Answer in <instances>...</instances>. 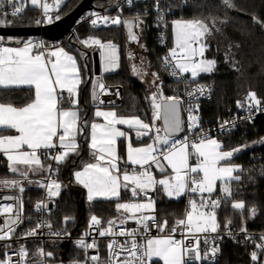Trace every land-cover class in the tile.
<instances>
[{
    "label": "snow or ice",
    "instance_id": "obj_1",
    "mask_svg": "<svg viewBox=\"0 0 264 264\" xmlns=\"http://www.w3.org/2000/svg\"><path fill=\"white\" fill-rule=\"evenodd\" d=\"M124 2L129 6L135 4V0ZM64 3L65 0H0V28L13 26L16 21L7 17L10 15L13 18H22L29 5L41 12L40 17L34 21L37 26L51 23L54 9H59ZM116 6V16L93 11L89 17L81 18V21L86 20L92 28L101 24L122 25L127 30V40L135 41L141 49H145L146 45L140 43L144 18L138 12L133 19H124L121 15L122 6ZM153 7L158 23L165 21V12L170 8L191 7L202 12L210 7H220L225 12L246 11L238 8L235 0H219V5L213 4L212 0H178L175 5H167L163 0H153ZM147 15L148 10L145 8L144 17ZM60 18L59 14L55 15L56 20ZM251 19L254 24L264 29V21L256 14ZM230 22L229 16L220 18L211 12L206 18L172 21L175 46L160 58V71L185 84L187 107H184L185 101L180 95H164L159 71L151 72L149 89L155 87L156 91L145 97L150 102L151 123L145 122L139 115H120L115 107V100L108 102L110 110L103 111L97 106L94 116L102 117L105 122L97 123L93 120L89 139L86 141L89 157L94 162L82 163L79 170L73 171V176L75 183L87 190L90 207L98 200L115 199V209L120 215L104 221L94 212L90 213L86 230L73 241L75 247L84 252V260L72 258L67 264H147L154 257L162 259L163 264L216 261L221 251L219 241L223 236H228L237 243L250 241L257 250L264 253V232L260 233L257 241L244 226L243 215L239 233L231 229V218L226 219L225 231L220 233L218 210H227L229 201L234 212L243 213L247 208L244 200L233 198L242 179L238 173H243L244 169L241 165L232 163V160L237 153L250 145L224 150L220 140L210 137L201 127L200 106L194 101L210 95L211 87L201 84L191 86L201 74L215 71L217 61L206 58L205 52L210 47V38L216 34L223 35V28ZM134 29H140V32ZM13 39L8 37L7 41ZM161 39L163 41V37ZM75 40L85 50H99L105 72H113L120 67L118 46L112 41L104 42L102 38L91 34L83 39L77 35ZM15 43L17 46H6L5 38L0 36V133L8 130H15L17 133L0 134V154L6 158L8 171L14 175L12 179L0 178V188L15 189L23 194L26 185H35L44 190V197L34 205L41 218L34 227L19 236L16 235L19 226L26 220L30 222L33 217L24 215L25 203L22 195L3 197L4 201L9 202L0 203V215L4 216L3 223H0V242H4L0 245L3 250L0 264H52L48 258L56 254L45 249L44 241L30 253L26 244L20 243V240L47 236L56 245L70 236L67 227L54 228L51 219L44 218L43 213H51L49 204H55V198L60 196L62 189L68 187L58 179L61 168L70 158L81 155L79 137L84 134L85 126L89 122L82 118L79 107V86L85 82L79 60L86 58L87 51L77 48L73 52L59 44L51 46L42 41L16 40ZM240 47L239 43L229 40L225 49V62L237 70L240 69L233 50ZM127 58L132 75L148 83L149 62L141 56L137 63L136 54L131 50L127 52ZM25 89L28 90V95L21 97L23 103L19 105L11 96L5 98L3 95L5 92L14 93ZM65 92L67 96L64 95ZM106 92L107 88L102 82L93 81L94 102L99 100L100 93ZM114 95L117 99L121 98L119 90ZM99 104H104V101L99 100ZM236 106L248 114L223 121L219 125L222 134L235 129L239 121L251 122L255 112L264 111V102L255 91H248L243 101L237 100ZM182 111L188 114L187 131L191 135H185L183 140H179L176 139V133L182 131L184 124L181 119ZM158 119L163 120L162 128L156 126ZM118 125L127 126V129L134 131L137 140L149 136L153 130L156 135L152 137V143L142 147H134L129 140L124 159L118 154L117 143L118 138L129 137V132ZM253 143L264 144V137ZM191 158H195V165L189 163ZM44 161L49 163L45 165ZM121 164L125 166L123 172ZM128 165L133 166L131 172L127 170ZM135 166H139V170ZM153 166L162 178L156 179ZM261 168V175H264V166ZM168 169H171V174H167ZM30 176H40L41 179L33 180ZM217 182L220 194L213 198ZM233 182H236V186ZM122 189L130 191L136 202H119ZM159 192L169 199L188 196L185 216L175 219L167 235L148 238L146 243L138 242L137 236L143 241L144 233L150 232L151 228L161 233L168 228L167 218L158 219L155 196L149 195ZM247 210L250 213L248 219L256 217L258 208L255 205ZM74 220V216L65 215L62 223L68 225ZM129 220L134 221L136 227L125 228L124 225ZM178 230H182L183 239H175L172 235ZM93 232L98 235L91 242H87L86 237ZM241 234L243 240L238 239ZM105 237L112 239L106 245L108 257L102 261L98 252L99 238ZM116 237L126 239L121 243ZM201 238L204 250L200 246ZM13 240L18 247H12ZM193 240L195 244L192 243ZM89 249H97L96 254L89 255ZM250 257L252 261H257L258 252L252 251ZM59 264L64 262L60 261Z\"/></svg>",
    "mask_w": 264,
    "mask_h": 264
},
{
    "label": "trees",
    "instance_id": "obj_2",
    "mask_svg": "<svg viewBox=\"0 0 264 264\" xmlns=\"http://www.w3.org/2000/svg\"><path fill=\"white\" fill-rule=\"evenodd\" d=\"M80 0H65L53 13V20L55 15L60 17L69 12ZM114 0H93L95 7L100 11L106 8L108 15H117L115 9H109ZM178 0H170V5H175ZM199 2V0H197ZM212 3L219 5V0H212ZM238 8L246 11L229 10L225 12L220 7H210L202 12L191 7L172 8L171 19H193L206 18L211 12L213 15H218L223 18L225 15L231 18V22L223 28V35L216 34L210 38V47L206 52L209 59L217 61V67L211 74H201L197 81L206 83L212 86V96L207 101L200 105L201 113L206 118L215 121L217 118H223L233 115L238 107L237 100H244L248 91H255L258 98L264 102V29L259 25L254 24L251 17L256 14L262 21H264V0H235ZM123 18H134L136 13L134 8H122ZM144 19L150 20L151 15L144 17L142 11L139 12ZM38 16V9L27 6L26 11L22 14V18H13L10 15L9 20H15L13 26H31L35 25L34 20ZM219 26V25H218ZM76 36L81 39L88 35H95L102 38L104 42L112 41L118 46V53L120 55V67L113 72L105 73L103 76L104 83H116L122 87L123 95L119 104L115 105L120 115H139L145 122H152V111L150 102L145 99L153 92L154 87L149 89L148 86L142 84L139 80L134 78L131 74L130 62L127 58V52L136 49L137 44L129 43L126 39L125 31L122 25H98L92 28L90 23L84 21L80 23L76 29ZM137 32L138 29H136ZM4 37V36H3ZM6 39V37H4ZM27 37H16L20 41H24ZM141 40L145 42L146 54L149 60V70L151 72L159 71L161 76L163 93L165 96L179 95V85L174 83L164 71H160L162 63V50L157 46L152 29L146 30L143 26L141 33ZM239 43L241 47L234 49L236 52L235 60L238 61L237 70L229 63L225 62V49L228 41ZM45 42L50 44L53 41L45 39ZM59 45H63L68 50L73 51L77 48L82 50L83 47L76 43L75 37H71L65 41L60 40ZM87 51V50H85ZM88 52V51H87ZM81 70L84 77V83L80 86L81 116L82 118L91 119V107L84 103V96L86 95L87 74L82 61L80 60ZM4 97L11 96L18 105L23 103L21 97L28 95V90L18 92H5ZM157 127H160L159 119L155 122ZM87 136L88 125L85 126V132L79 137L82 145L81 155L79 157L70 158L69 162L61 168L58 175L59 180H67L69 186L62 189L58 198H55V204L51 209V213L47 214V219H51L54 228L67 227L68 231L72 233H81L87 226L90 213L94 212L104 221L110 218L118 217L115 209V199L112 201L98 200L94 206L90 207L85 197L82 187L71 183L72 172L74 169L80 168L82 163L87 162ZM264 137V114L256 116L252 122L243 123L237 130L223 133L216 138L221 141L225 150L239 147L244 144L250 145L240 153H237L233 158L232 163L239 164L243 167L244 172L238 173L242 179L239 182L238 190L234 195L236 200H244L247 208L240 211H233L230 207L227 210H218V222L220 223V230H225L224 224L227 218H231V229H240L242 215L245 220V227L248 230L264 231V175H261V166H264V144L253 143L259 141ZM142 142L144 140H134V143ZM119 155L123 154V146L119 141ZM253 156V159H251ZM48 162V161H46ZM14 176L8 171L6 158L0 154V178H10ZM251 177V179H249ZM236 186V182H233ZM23 196L25 203V216H32L33 219L25 221L23 227L19 230V234L27 229L34 227L36 223V216L33 212L35 203L40 200L42 189L38 187L25 188V192L20 194ZM157 195V209L159 220L167 218L169 225L175 219L182 216L184 210V199H169L164 197L162 192ZM131 201L128 191L121 192V199L119 202ZM255 205L258 208V213L255 218L248 219L250 215L248 208ZM65 215L75 217V220L68 225L62 223ZM168 225V226H169ZM104 226H107L106 224ZM28 247L37 248L39 241L30 240L25 242ZM100 257L106 260L105 242H101ZM46 250L53 251L56 255L48 258L52 264H59L63 261L64 264L72 258L84 260V252L73 248L67 242L59 241L53 245L51 241L46 243ZM253 251L252 246L245 243H232L229 239L224 238L221 244V251L219 258L211 264H264V255L258 254V260L252 261L250 253ZM149 264H161L158 260H153Z\"/></svg>",
    "mask_w": 264,
    "mask_h": 264
},
{
    "label": "built area",
    "instance_id": "obj_3",
    "mask_svg": "<svg viewBox=\"0 0 264 264\" xmlns=\"http://www.w3.org/2000/svg\"><path fill=\"white\" fill-rule=\"evenodd\" d=\"M163 2L166 3L167 5H170V0H163ZM117 4L121 5L122 8H127V9H129V8H134V12H135V13H138V12H140V11H142V12L144 13L145 8H147V10H148V15H151V18H150V20H148V19H144V20H145L144 28H145L146 30L152 29V31L154 32V38H155V40H156V44H157V46L162 50V57H164V56L168 53L169 49H171V48H173V47L175 46V41H174V39L172 38V21H173V20L171 19L172 8H170L168 11L165 12V18H166L165 21H164V22H159V23H158V22H157V19H156V11H155V9H154V7H153V0H135V4H134V6H129V5H127V4L124 2V0H118V3H117ZM115 10H117V6L115 7ZM9 11H10V10H9ZM91 12H93V11H86V12H84L83 14H81V15L77 18V20H76L74 26H73L72 29H71V33L73 34L74 37H76V31H75L76 27H77L80 23L86 21V20L81 21V18H87V17H89V14H90ZM96 12H100L102 15H108V14H106L105 12H102V11H96ZM40 15H41V12H40V10L38 9V16H37V17H40ZM110 16H116V15H110ZM37 17L35 18V20L37 19ZM35 20H34V21H35ZM77 21H81V22H80V23H77ZM43 24H45V23H41L39 26H42ZM35 25H36V24H35ZM101 25H102V24H101ZM162 37H163V41H162V39H161ZM67 39H68V35L65 36V37L62 38V39L54 40L52 43H50V45L59 44V43H60V40L65 41V40H67ZM26 40H32V41H34V42H41V41H42V42L45 43V39L43 38L42 35L30 36V37H27ZM45 44H46V43H45ZM46 45H47V44H46ZM81 46H82V45H81ZM82 47H83V46H82ZM86 50H87L88 52H90V53H100L98 49H94V48H89V49H86ZM185 75L187 76V75H189V74H185ZM168 76H169V75H168ZM169 78H170L174 83H176L177 85H179V88H180V93H179V95H180L181 98L185 101V103H184V107H187L188 97L185 95V87H186L185 84H184L183 82H177V80H176L175 78L171 77V76H169ZM103 84L106 86V88H107V92H106V93H100V94H99V100H103V101H104V104H102V105L109 106V105H108V102H109V101H112V100H115V101H116V104H115V105L119 104L120 101H121V99H122V95H123L122 87H121L119 84H116V83H104V82H103ZM196 84H201V85H207V86H210L209 84L201 83V82H198L197 80H196V82L193 83L191 86H192V87H195ZM210 87H211V93H210V95H205V96H203V97H200V99H199L198 101H194V103H198L199 106H200L202 103L207 102V101L211 98V96H212V91H213V90H212V86H210ZM117 90H119V92L121 93V98H120V99H117V98L115 97V95H114V93H115ZM247 114H248V113H247L245 110L238 108V110H237L233 115H230V116H227V117H223V118H217L215 121H212L210 118H206V117H204V115L201 113V110H200V108H199V116H200V118H201V127L209 133L210 137H215V138H216L218 135L222 134V133L220 132L219 125H220L223 121H225V120H233V119H236L237 117H243V116H246ZM260 114H264V111L255 112L254 115H253V117H252L251 122L253 121V119H254L256 116H258V115H260ZM187 118H188V114H187V112L182 111V112H181V119H182V121H184V124L182 125V132H181L179 135L176 136V139L183 140V138H184L185 135H191V134L188 133V131H187ZM245 122H247V121H239V122L237 123V126L235 127V129H233L232 131L237 130V129H238L243 123H245ZM248 123H250V122H248ZM196 131H199V129H197ZM87 158L90 159V157H89V150L87 151ZM251 159H253V156H251ZM90 160H91V159H90ZM121 166H122V167H125L123 164H121ZM136 168L139 170V167H136ZM127 169L131 171V170H132V166L128 165V166H127ZM40 179H41V178H40ZM128 193H129V195H130L132 201H133V202H136V201H134V199L132 198V196H131V192L128 191ZM7 195H20V193L18 192V190H15V189H13V190H7V189H1V188H0V203H7V202H9V201H4V200H3V197H4V196H7ZM149 195H153V196H155V198H156V213H157V216H158V209H157V195H156V193H149ZM43 197H44V190L42 189V195H41V198H40V199H42ZM181 198L184 199V210H183V214H182V216H181L180 218H184V216H185V210H186V206H187V204H188V199H189V197H188V196H182ZM193 198H197V197H193ZM213 198H215V196H213ZM197 199H198V198H197ZM49 207L52 209L53 204L50 203V204H49ZM33 212H34V214H35V216H36V221H37L38 219L41 218V214H40V213H37V212L35 211V209L33 210ZM47 214H48L47 212L43 213V216H44V218H46V219H47ZM158 219H159V216H158ZM3 220H4V216H3V215H0V223H3ZM173 223H174V222H173ZM173 223H172V224H173ZM172 224L168 226V228H167V230H168L167 234L170 232V229H171V227H172ZM63 227H64V226H63ZM63 227H61V228H63ZM124 227L130 229V228H134V227H136V225H135V222H134V221L129 220V221L127 222V224L124 225ZM86 228H87V226H86ZM86 228H85L81 233H72V232L69 231V232H70V236H69L67 239H65V240H61V241L67 242V243H68L69 245H71L73 248L77 249V248L75 247L73 241H74L75 239L79 238V237L82 235V233L86 230ZM150 228H151V225H150ZM20 229H21V228H20ZM20 229H17V232H16V235H17V236L20 235V234H19V230H20ZM232 230H233V232H235V233H239V229H232ZM247 230H248V229H247ZM44 231L46 232L47 229H45ZM224 231H225V230H224ZM224 231H223V230H220V233L223 234ZM248 232H249V233H252V234L254 235L255 239L258 241V240H259V235H260V233H261V232H264V231L248 230ZM159 233H160V232H158L157 229H155V228H151V231H150V232L144 233V238H145V239H144L143 241L140 240V236H137V241H138V242H141V243H146V240H147L148 238L155 237V236L159 235ZM97 235H98V234H97L96 232H93L91 236L86 237L87 242H91L92 239H93V237H96ZM172 235L174 236L175 239H178V240H179V239H183L182 230H178L177 232L172 233ZM213 235H214V234H213ZM224 238L229 239L232 243H235V242H236V241H234L232 238H230V237H228V236H223L222 240L219 241V243H220V248H221V244H222V241H223ZM111 239H112V237L99 238V248H98V252H99V254H100V251H101V246H100L101 244H100V243H101V242H105L106 259H107V257H108V250H107L106 245H107V243L109 242V240H111ZM116 239L119 240L121 243H123L124 240H125L126 238H125V237H116ZM238 239H239V240H243V239H244L243 235H242V234H241V235H238ZM30 240L39 241V243H41V241H44L45 249H46V243H47L48 241H50L49 238H48L47 236H41V237H39L38 239H36V238H29L28 240H20V243H25V242L30 241ZM3 243H4V242H0V245H2ZM185 243H187V241H185ZM192 243L195 244V241L193 240ZM247 243H249V244L252 246L253 251L256 250V251L258 252V254H262V255H264V253H261L259 250H257V249L255 248V244H253V243L250 242V241L247 242ZM16 245H17L16 241L13 240V241H12V247H13V248H16ZM200 246H201V249L204 250L205 246H204V244H203V238H201V245H200ZM96 252H97V249H89V255H95ZM219 256H220V253L218 254L217 259L219 258ZM2 258H3V250H2V247H0V259H2ZM14 259H15V257H14ZM214 262H215V261L201 260V261H198V262H197V261H192L191 264H211V263H214ZM147 264H149V262H147Z\"/></svg>",
    "mask_w": 264,
    "mask_h": 264
},
{
    "label": "water",
    "instance_id": "obj_4",
    "mask_svg": "<svg viewBox=\"0 0 264 264\" xmlns=\"http://www.w3.org/2000/svg\"><path fill=\"white\" fill-rule=\"evenodd\" d=\"M118 0H114L113 3L110 5L109 9H115ZM107 9L103 8L100 11L105 12ZM86 11H99L94 3L93 0H80L69 12L62 15L59 20H52L51 23H45L42 26L31 25V26H11L0 28V36H18V37H30L35 35H42L44 39L47 40H59L64 38L68 35V39L73 37L71 33V29L74 26L77 18ZM123 18V17H122ZM124 19H133V18H124ZM127 39V30L123 27ZM136 31V29H134ZM128 41V40H127ZM129 43L137 44L135 41H128ZM94 60V67H93V75L92 77L88 78L90 80V94L92 100V91H93V81L99 80V68H98V55L97 53L93 54ZM89 76L90 71L88 70ZM93 103H95L92 100ZM161 127H163V120L159 119ZM182 132V131H181ZM181 132L176 133V136L179 135ZM24 223L19 226L18 229L22 228Z\"/></svg>",
    "mask_w": 264,
    "mask_h": 264
},
{
    "label": "crops",
    "instance_id": "obj_5",
    "mask_svg": "<svg viewBox=\"0 0 264 264\" xmlns=\"http://www.w3.org/2000/svg\"><path fill=\"white\" fill-rule=\"evenodd\" d=\"M51 0H49V2H50ZM7 37H9V36H7ZM16 37H18V36H16ZM172 38L174 39V41H175V37H174V33H173V29H172ZM27 39V38H26ZM25 39V40H26ZM16 40H18V39H16V38H14L13 39V41H7V39H5V41H6V46H17L16 45V43H15V41ZM46 43V42H45ZM47 45H50V44H48V43H46ZM55 45H57V44H55ZM55 45H51V46H55ZM60 46H63V45H60ZM64 47V46H63ZM66 48V47H65ZM66 50H68L67 48H66ZM70 51V50H69ZM93 54L94 53H90V52H87V56H86V58H84V59H82L81 61H82V63H83V65L85 66L86 65V67H84L85 69H86V74H87V86H86V95L84 96V103L85 104H87V105H90V106H92L91 107V119L88 121L89 123H88V136H87V140L89 139V135H90V131H91V129H90V124H91V122H93V120L95 121V122H97V123H104L105 121H104V119L102 118V117H95L94 116V112L96 111V108H97V106H99L100 107V109L101 110H103V111H107V110H110V107L109 106H106V105H102V104H99V100H97L95 103H93L92 102V100H91V94H90V80H88V78L90 77H92V75H93V67H94V60H93ZM97 55H98V68H99V81L100 82H104L103 81V76H104V74L105 73H108V72H105L104 70H103V67H102V64H101V57H100V53H97ZM79 64H80V60H79ZM88 70L90 71V76H89V74H88ZM83 74V73H82ZM132 74V73H131ZM133 76V75H132ZM134 78H136V76H133ZM84 78V77H83ZM138 78V77H137ZM136 78V79H137ZM137 80H139L142 84H144L145 86L147 85L145 82H142L141 81V79L140 78H138ZM81 86V85H80ZM80 86H79V96H78V100H79V104H80V99L82 98V96H81V94H80ZM64 95L65 96H67V93L65 92L64 93ZM65 107H67V105H65ZM79 107H80V105H79ZM80 110H81V107H80ZM160 122V121H159ZM118 127H120L122 130H125V131H128L129 132V136H130V141L131 142H133L134 143V140H137L136 139V137H135V132L134 131H132V130H129V129H127V126H124V125H118ZM125 127V128H124ZM160 127H161V125H160ZM162 128V127H161ZM0 134H17V133H15V130H8V131H5V132H3V133H0ZM161 134H163V133H161ZM156 135V133H154V132H151L150 134H149V136L148 137H145L143 140H145V142H147V143H152L153 141H152V137H154ZM125 138L126 137H122V138H118V143H117V147H118V154H119V145H120V143H119V141H125ZM128 143V142H127ZM123 144V143H122ZM135 144V143H134ZM87 150H88V148H87ZM225 150V149H224ZM53 154H55V153H53ZM44 162H46V161H44ZM87 162H94V161H92V160H88ZM189 163L190 164H192V165H195V163H196V160H195V158H191L190 159V161H189ZM235 164V163H234ZM124 171V169L122 168V166H121V172H123ZM152 171H153V175L156 177V179H160V178H162V175L159 173V172H157L156 171V169H155V167L153 166L152 167ZM167 174H171V169H168L167 170ZM12 178H14V176H12V177H10V178H8V179H12ZM41 178V177H40ZM40 178H33V180L34 179H37V180H39ZM77 186H79V187H82L83 188V190H84V194H85V197L87 198V190L82 186V185H79V184H77ZM29 187H37V186H31V185H28V186H25V188H29ZM158 187H160V186H158ZM1 189H4V188H1ZM7 190H13V189H7ZM123 191V189L121 190V192ZM219 182H217V190H216V192H215V195L214 196H219ZM131 201H132V199H131ZM131 201H126V202H131ZM133 202V201H132ZM167 232H168V230L166 229L165 230V232H160L159 233V235H157V236H161V235H167ZM153 260H158L161 264H163V260L162 259H160V258H158V257H154V258H152L151 260H149L148 262L150 263L151 261H153Z\"/></svg>",
    "mask_w": 264,
    "mask_h": 264
},
{
    "label": "rangeland",
    "instance_id": "obj_6",
    "mask_svg": "<svg viewBox=\"0 0 264 264\" xmlns=\"http://www.w3.org/2000/svg\"><path fill=\"white\" fill-rule=\"evenodd\" d=\"M51 2V1H50ZM57 9H54V11H53V13L56 11ZM144 26V25H143ZM138 31L140 32V29H138ZM9 37H13V38H16V36H9ZM8 37H6V39H7ZM140 43L141 44H144L145 45V42L143 41V40H141L140 39ZM136 49H133V52L136 54V57H137V60H136V62L138 63L139 62V58L141 57V56H143L148 62H149V60H148V58H147V54H146V48L145 49H141L140 47H139V45L137 44L136 45V47H135ZM209 49V48H208ZM207 49V50H208ZM207 50H206V52H207ZM206 52H205V54H206ZM205 57L206 58H208L206 55H205ZM138 76H136V78H137ZM139 78V77H138ZM137 78V79H138ZM147 80H148V83H146L147 85L146 86H150V84H151V80H152V77H151V71L149 70V75H148V77H147ZM154 91H156V88L154 87V89H153V92ZM125 128V127H124ZM152 132H154L155 133V131L153 130ZM148 137V136H147ZM145 137H143L141 140H143ZM129 139H130V136L129 137H126L125 138V141L123 142V141H121V144H122V146H123V154H122V156L121 157H123L124 159H126V145H127V142H129ZM132 144H133V146L134 147H142V146H145V145H147L148 143L147 142H145V140L144 141H140V142H138V143H133V142H131ZM45 163V165H47L48 163H49V161L48 162H44ZM131 166V165H130ZM133 167V166H132ZM135 167H139V166H135ZM123 169H125V167H122ZM80 168H77V169H74V170H79ZM73 170V171H74ZM128 170V169H127ZM129 172H131L130 170H128ZM30 178L31 179H33V178H40V176H30ZM53 178H57V177H53ZM34 180H37V179H34ZM61 181H63V183H65V184H67L68 186H69V182L67 181V180H61ZM71 183L72 184H74V185H77V183H75V180H74V176H73V172H72V178H71ZM26 186H28V185H26ZM31 186H35V185H31ZM132 202V201H131ZM118 215H120L119 213H118ZM27 246V245H26ZM16 247H18V245H16ZM28 247V246H27ZM28 249H29V252L31 253V252H33V251H35V248H31V247H28Z\"/></svg>",
    "mask_w": 264,
    "mask_h": 264
}]
</instances>
